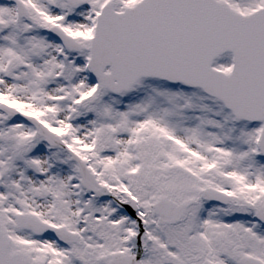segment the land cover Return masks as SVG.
Masks as SVG:
<instances>
[{
  "label": "snow or ice",
  "instance_id": "1",
  "mask_svg": "<svg viewBox=\"0 0 264 264\" xmlns=\"http://www.w3.org/2000/svg\"><path fill=\"white\" fill-rule=\"evenodd\" d=\"M0 264H264V0H0Z\"/></svg>",
  "mask_w": 264,
  "mask_h": 264
}]
</instances>
